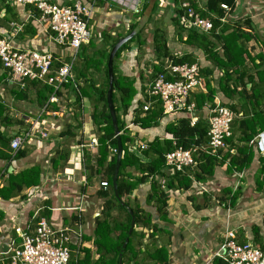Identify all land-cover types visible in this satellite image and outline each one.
Segmentation results:
<instances>
[{
	"label": "crops",
	"instance_id": "crops-1",
	"mask_svg": "<svg viewBox=\"0 0 264 264\" xmlns=\"http://www.w3.org/2000/svg\"><path fill=\"white\" fill-rule=\"evenodd\" d=\"M51 1L72 5L78 0ZM79 1L91 9V44L84 45L85 47L89 44L87 54L103 56L111 51L113 41L117 37L128 35L132 25L138 22L139 17L134 7L140 4L139 8L143 10L148 0ZM157 1L151 23L143 31L145 43L142 48L134 41L117 60L119 73L135 80L137 96L140 97L143 88L145 92L154 78L153 65L160 60L153 48L157 28L171 52L179 56L193 54L197 56L200 64L210 65L200 49L185 43L187 31H182L183 37L180 34L179 23L183 22L179 0ZM6 2L4 4L0 0V32L7 31L11 21L25 23V31L17 38V45L42 52H54L63 61L73 57V49L55 43L46 27L31 18L32 13L38 15L37 10L30 6L18 5L12 0ZM226 19L232 27L240 25L256 33L257 38L248 43L252 55L264 51V0H239V4ZM246 19L250 20L251 26L245 24ZM108 60L98 72L91 71L90 77L98 87L105 83L104 65H107ZM5 72L3 68L0 69V77ZM84 85L86 86L83 82ZM10 87L12 85L7 78L5 81L1 80L0 97L7 105L11 117L24 118V123H0V187L6 184L10 174H16L32 165L40 164L43 174L40 184L30 191H25L23 195L10 200L0 197V212L3 214V217H0V264H6L11 249L22 240L16 229L19 227L24 233L33 232L40 216L47 217L50 224L57 229L75 227L71 216L76 212L72 207L78 204L81 195H85L88 202L85 211L81 213L84 236L90 238L84 240V246L93 247L95 218L101 214L103 201L96 195L100 188V179L96 178L91 183L88 181L85 156L88 154L94 157L98 148L80 147L81 144L97 138L91 101L88 98L84 101L83 115L74 129L76 136H63L61 133L65 131L66 124L73 122L71 106L56 114L47 112L48 114L41 117L43 108L36 100L35 90L28 92V98H18L10 93ZM223 97L219 95L221 100ZM219 98L217 100L220 101ZM10 100L13 105L16 104L17 109H23L17 110L13 105L7 104ZM70 100L73 102L74 96ZM129 117L130 115L125 116V119L128 120ZM28 128H34L33 135L29 136L22 148L28 147L29 152L22 158H15L16 152L10 146L11 137L16 133H24ZM43 132L48 133V138H43ZM156 136H165L164 124L141 132L139 142H148ZM60 153H68V156L55 164L53 158ZM5 154H10L11 158L6 159ZM110 157L109 154V159ZM258 157L259 153H256L254 161L240 181L237 172L229 173L226 166H218L214 176L204 183L193 182L189 189L166 187L165 191L169 196L166 219H161L157 209L147 204L150 182L139 185L130 195V199L152 213L160 228L153 236L150 234L152 229H138L142 235V249L165 247L169 264H221V258L216 257V253L222 246L226 232L234 231L240 242H250L259 247L262 245L264 250V189L258 191L255 183V173L260 166ZM132 172L140 175L136 170ZM167 173L170 175L169 171ZM52 177L54 182H51ZM167 180L164 178L163 184H166ZM228 189H231V192H228ZM42 190L45 192H41ZM238 191L237 198L231 202V196Z\"/></svg>",
	"mask_w": 264,
	"mask_h": 264
},
{
	"label": "trees",
	"instance_id": "trees-1",
	"mask_svg": "<svg viewBox=\"0 0 264 264\" xmlns=\"http://www.w3.org/2000/svg\"><path fill=\"white\" fill-rule=\"evenodd\" d=\"M6 4L7 0H2ZM148 0L143 8L145 11L149 4ZM237 0H204L205 10L201 11L203 16L213 17L214 29L207 34L193 27H187L186 23H179L182 31H187L185 43L200 49L210 65L201 64V75L203 77V87L193 91L190 94L189 101L195 102L199 119L195 125H191V117L188 112H182L173 117H167L163 113L162 103L156 101L148 109H144L148 96L142 90V97L138 94L135 80L119 73L117 60L122 52L131 47V43L137 41L140 48L145 43L143 31L154 16L157 8L155 3L152 17L148 24L130 41L121 46L114 58V86L113 101L118 120L119 130L121 132V142L123 145V158L121 160L118 189L122 200L126 205L133 209L135 215V228L131 235L129 229L132 216L115 196L113 188V175L115 173L117 154L109 159L110 148L117 149V137L115 136V127L113 118L108 106V63L104 65L105 83L98 87L94 79L90 77L92 70L98 72L105 61L109 59L110 52L100 54H86L81 60V64L75 63L76 81L81 85L78 89L74 83L69 82L55 89L53 86L38 82L29 81L23 89L20 86L12 85L9 88L10 93L18 98H28L29 93L35 90V97L40 107H47V112H60L62 109L72 107L71 114L74 115L73 122L66 124V129L61 135L75 137L74 129L77 128L79 118L83 115L84 101L88 98L92 104V119L97 126V139L99 142L97 155L85 156L87 178L91 183L96 178L106 180L109 183L107 188L100 187L96 195L103 201L101 214L95 218L93 234L95 239L93 247L70 246L72 264H119V256L122 246L129 236V242L123 253V264H169L168 252L165 247H146L142 249V235L139 228L152 229L150 234L160 229L154 221L152 213L142 208L130 199V195L135 189L146 182H150L151 188L147 196V204L153 206L159 212L161 219L168 217L167 202L169 196L165 188L183 187L191 188L193 182L204 183L214 176L218 166H226L229 173L245 172L254 161L256 153H259L255 147L254 138L258 133L264 132V51H259L252 55L248 48V43L256 39V33L237 25L233 26L229 22H222L221 17L231 14L236 8ZM227 4L229 11H225L221 4ZM37 13V12H36ZM245 24L251 26L250 20L246 19ZM133 24L129 33L136 27ZM251 28V27H247ZM128 33V34H129ZM183 37V36H182ZM117 37L113 41V46L119 41ZM89 44L91 42L89 41ZM88 44V45H89ZM84 46V45H83ZM84 48V47H83ZM154 52L160 59V64H154L153 70L155 76L163 69V62L166 58H172L177 64H193L197 62V56L193 54H184L179 56L170 51L167 43L162 37L158 28L154 34ZM88 53V52H87ZM59 63L56 64L58 68ZM0 69L2 65L0 63ZM7 73H3L1 80L7 78ZM7 84L6 82H4ZM29 92V93H28ZM52 94L59 98L57 103H49ZM223 95L222 100L219 95ZM75 98L71 102V97ZM224 106H228L234 111H242L244 116L237 118L232 124V137L226 140L227 148L221 151V158L200 151L196 154L197 165L187 167L182 172L174 175L167 173L166 154L174 150L177 146L189 148L192 146L205 145L208 142V123L205 117V107L207 105L215 106L217 99ZM237 100V102H236ZM48 114V113H47ZM130 115L128 120L125 116ZM128 122V123H127ZM163 122L165 127V136H156L148 141V149L141 152L150 159L143 162L140 157L130 152V145L139 139L141 132L151 130L153 127L160 126ZM0 123L22 125L24 118H12L9 109L0 97ZM134 123L132 128L127 126ZM74 126V127H72ZM137 128V130H136ZM177 139V145H174L171 137ZM29 152L28 147L21 148L15 153V158H22ZM68 153H60L54 157L53 161L58 164L63 158H67ZM6 159H10V154H5ZM259 168L255 173V183L258 191L264 189V153H259ZM133 170L140 173L137 176ZM43 168L39 165L21 169L16 174H10L6 184L0 187V197L5 200L23 195L25 191H30L41 182ZM167 178V183L162 180ZM165 185V186H164ZM231 192V189H228ZM236 192L231 196V202L238 196ZM0 217L3 214L0 212ZM71 221L75 224L82 222V218L77 214L71 216ZM143 232V231H141ZM84 240L90 239L84 236ZM262 248V245H260ZM221 264H225L220 259Z\"/></svg>",
	"mask_w": 264,
	"mask_h": 264
},
{
	"label": "built area",
	"instance_id": "built-area-1",
	"mask_svg": "<svg viewBox=\"0 0 264 264\" xmlns=\"http://www.w3.org/2000/svg\"><path fill=\"white\" fill-rule=\"evenodd\" d=\"M22 6H30L38 11V15L31 14L41 26L52 34L55 43L67 46L74 50L70 60H61L54 52H42L31 48H23L16 44L17 38L25 31V23L11 21L8 30L0 32V63L7 72V80L11 85L25 88L27 82L38 81L56 90L69 82L74 83L78 89L74 71L76 58L79 50L84 44L89 43L92 33L90 30L91 9L81 1L72 5L58 4L51 0H12ZM239 0L236 2V6ZM140 5V4H139ZM137 4L135 13L140 18L143 11ZM182 22L187 27H193L204 33H211L214 29L213 17L203 16L201 11L205 10L204 0H179ZM221 7L229 11L230 7L222 3ZM226 16L221 17L222 22H228ZM138 18V20H139ZM60 66L57 68L56 64ZM160 64V61L157 62ZM163 69L157 73L148 84L145 95L148 96L144 109L148 110L156 101L162 103L163 113L167 117H174L182 112H188L191 117V125H195L199 116H195L197 108L195 102H190V94L195 90L205 91L203 77L201 75V64L199 60L193 64H177L172 58H166ZM59 98L52 94L49 103H57ZM44 107L42 115L47 113ZM72 111V110H71ZM205 117L208 123V142L201 146L185 148L177 146L166 154V167L171 175L182 172L187 167H195L196 154L200 151L221 158V151L227 148L226 140L232 137V124L237 118L244 116L242 111H234L228 106L221 104L219 100L215 106L205 107ZM49 113V112H48ZM53 114V113H52ZM56 114V112H54ZM38 123V119L36 120ZM134 123L127 127L131 128ZM34 128H28L24 133H16L11 137L10 146L15 152L20 150L29 136L33 135ZM43 138H48V133H42ZM174 145L177 139L172 136ZM255 147L259 153H264V132H260L254 138ZM97 138L91 139L80 145L83 148H98ZM147 142H139V149H148ZM116 148H110V156L117 154ZM244 176V172H238V181ZM52 177L51 182L55 179ZM86 182V181H85ZM198 183V182H197ZM108 181L102 180L100 187L107 188ZM41 192H45L42 190ZM87 200L81 195L80 201L72 209L79 217L85 211ZM73 228H54L47 217L40 216L31 233H24L19 227L16 232L22 239L21 242L11 249L6 264H72L70 257V246H84V228L82 222L75 224ZM225 261V264H264V250L250 242H240L234 231H227L220 250L216 253Z\"/></svg>",
	"mask_w": 264,
	"mask_h": 264
},
{
	"label": "water",
	"instance_id": "water-1",
	"mask_svg": "<svg viewBox=\"0 0 264 264\" xmlns=\"http://www.w3.org/2000/svg\"><path fill=\"white\" fill-rule=\"evenodd\" d=\"M157 2V0H150L149 4L147 6V8L145 9V11L142 13V15L140 16L136 27L126 36L121 37L119 39V41L113 46L110 55H109V60H108V76H109V89H108V106L110 109V113L112 115L113 118V124L115 127V136L117 137V161H116V168H115V173L113 175V179H112V183H113V188H114V193L116 198L118 199V201L121 203L122 206L126 207V209L128 210V212L131 214L132 216V221H131V225H130V229H129V235H131V233L133 232L134 228H135V215L133 212V209L128 207L126 205V203L122 200V198L120 197L119 194V189H118V177H119V170H120V165H121V160L123 158V145L121 142V132L119 130V125H118V120H117V116H116V111H115V104L113 101V86H114V58L116 53L118 52V50L121 48V46L123 44H125L126 42L130 41L133 37H135L149 22L150 18L152 17L153 14V9L155 6V3ZM199 116V113H195V116ZM130 152L134 153L135 155H137L138 157H140V159L143 162H148L150 161L149 158H147L139 149V139H136L134 144L130 145L129 147ZM129 242V236L126 238L123 246H122V250L120 252V256H119V264H123V253L125 248L127 247V244Z\"/></svg>",
	"mask_w": 264,
	"mask_h": 264
},
{
	"label": "rangeland",
	"instance_id": "rangeland-1",
	"mask_svg": "<svg viewBox=\"0 0 264 264\" xmlns=\"http://www.w3.org/2000/svg\"><path fill=\"white\" fill-rule=\"evenodd\" d=\"M84 45H85V44H84ZM83 47H84V46L81 47V49L79 50V52H78V54H77L76 65L81 64V60L83 59V57L87 54V52H88V50H89V46H88V45H86L84 48H83ZM7 104H9V105H13L11 100H10V101H7ZM13 106H14V108L17 109L16 104H14ZM19 109H23V108L19 107ZM19 109H17V110H19ZM15 112H16V111H15ZM160 125H163V122H161Z\"/></svg>",
	"mask_w": 264,
	"mask_h": 264
}]
</instances>
